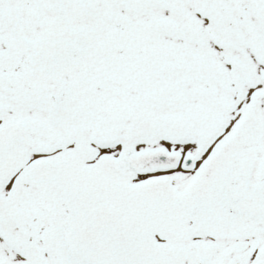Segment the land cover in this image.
<instances>
[{"label":"snow or ice","instance_id":"snow-or-ice-1","mask_svg":"<svg viewBox=\"0 0 264 264\" xmlns=\"http://www.w3.org/2000/svg\"><path fill=\"white\" fill-rule=\"evenodd\" d=\"M0 264H264V0H0Z\"/></svg>","mask_w":264,"mask_h":264}]
</instances>
